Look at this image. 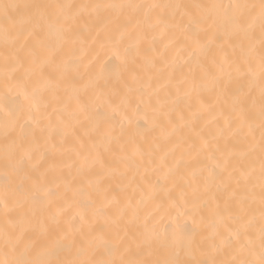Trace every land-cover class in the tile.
<instances>
[{"label":"snow or ice","instance_id":"1","mask_svg":"<svg viewBox=\"0 0 264 264\" xmlns=\"http://www.w3.org/2000/svg\"><path fill=\"white\" fill-rule=\"evenodd\" d=\"M0 264H264V0H0Z\"/></svg>","mask_w":264,"mask_h":264}]
</instances>
